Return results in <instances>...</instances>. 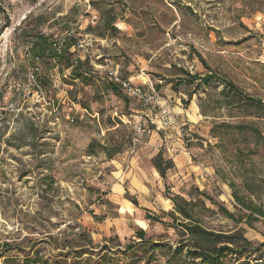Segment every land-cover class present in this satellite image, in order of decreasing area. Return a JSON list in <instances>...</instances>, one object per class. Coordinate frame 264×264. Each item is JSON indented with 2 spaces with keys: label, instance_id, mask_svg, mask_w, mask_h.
I'll list each match as a JSON object with an SVG mask.
<instances>
[{
  "label": "rangeland",
  "instance_id": "374dc122",
  "mask_svg": "<svg viewBox=\"0 0 264 264\" xmlns=\"http://www.w3.org/2000/svg\"><path fill=\"white\" fill-rule=\"evenodd\" d=\"M34 33L92 75L49 62L37 84ZM111 72L152 98L126 105ZM0 92V264H264V216L220 208L264 210V0H0ZM183 223L224 235L204 251Z\"/></svg>",
  "mask_w": 264,
  "mask_h": 264
},
{
  "label": "trees",
  "instance_id": "16d2710c",
  "mask_svg": "<svg viewBox=\"0 0 264 264\" xmlns=\"http://www.w3.org/2000/svg\"><path fill=\"white\" fill-rule=\"evenodd\" d=\"M113 29L118 30L117 27H113ZM32 42L29 45V55H30V61L29 64L31 65L33 69V75L35 77V81L38 84V80L42 82L43 80H46V78L39 73V64H48L51 62V65L53 64H58L61 66H66L71 68L72 76L75 79H80L82 81H85L88 79L87 76H91L92 72L94 71L93 67H90L88 65V61L86 59H83L81 57H77L76 59L72 58V55L69 53L70 48L72 47L74 40L73 38H70L68 43L63 42L61 52L58 51L57 47L60 44V42L51 40L49 37L45 36L44 34L41 33H34L32 35ZM191 77H195V75H191ZM107 86L112 90V92L123 98L125 101V104L128 105L130 103V99H128L127 94H129L126 89L123 87L121 82L113 79L110 77L107 80ZM228 85L233 89V91L240 93L241 90L240 88L232 81L228 83ZM0 98H2V93L0 92ZM252 104H257L262 102L260 99L254 98V97H248L246 99ZM121 122V121H120ZM33 127H31L29 130H31ZM3 134H0V137H2ZM133 141V130L131 129L128 133L127 139L123 141H119L116 143L115 148L113 150H109L108 147H105V151L108 154L110 158H113L116 154L122 153L125 148L130 146ZM94 148V144L92 143L90 145V150L92 151ZM93 153L95 151H92ZM167 162V163H166ZM173 163L170 160L165 159L164 153L162 150H159L155 166L157 167L158 171L163 177H166L167 175V166L166 164ZM172 165V164H171ZM235 185V184H233ZM205 194V193H203ZM170 199L175 203L177 211L182 213L186 218L194 220L195 216L188 210V207H185V205H189V202L185 200L181 195H175L172 194L169 196ZM212 201V198L207 197ZM234 198L236 201V205L239 208V210L243 211L246 210L247 213L245 215H239L237 219H235L236 215L229 211L225 206H220V208L225 212V214L236 220L237 222H243L246 220L247 223L251 224L253 223V220H257L259 218L258 216H264V210L259 206L256 205L255 203L249 202L245 199L244 196L240 195L238 192L234 193ZM134 203V202H133ZM135 204L137 202L135 201ZM173 218L176 219L177 216L174 212L171 213ZM185 224V228L195 235L199 239L197 240L196 247L204 250V251H211V247H206L205 242L210 241L215 242L216 240L213 238H220L223 237V235L214 233V232H207L204 230L200 225L195 224L193 226L188 225L187 223ZM137 235L141 239H145L146 237V231L144 228L140 227L137 229ZM229 240L227 241L228 243L233 240L235 235H227L226 236ZM225 250H232L230 246L224 245L222 246L218 251L222 252Z\"/></svg>",
  "mask_w": 264,
  "mask_h": 264
},
{
  "label": "built area",
  "instance_id": "2783aa9c",
  "mask_svg": "<svg viewBox=\"0 0 264 264\" xmlns=\"http://www.w3.org/2000/svg\"><path fill=\"white\" fill-rule=\"evenodd\" d=\"M57 49H58L59 52H61L62 45L59 44L58 47H57ZM111 77L113 79L121 82V84L123 85V87L126 89V91L130 95L136 96V97H141L142 99H144L146 101H148V100H150L152 98L151 96H149L147 98V95H144L143 92L141 91V89L133 87L130 81H127L125 79L120 78L117 72H111Z\"/></svg>",
  "mask_w": 264,
  "mask_h": 264
},
{
  "label": "crops",
  "instance_id": "0c3cea01",
  "mask_svg": "<svg viewBox=\"0 0 264 264\" xmlns=\"http://www.w3.org/2000/svg\"><path fill=\"white\" fill-rule=\"evenodd\" d=\"M194 169H195V167H193ZM189 170H191V169H189ZM115 185H120L122 188H123V192L120 194V196H122L123 197V194L124 193H126V190L124 189V187L122 186V184L121 183H116ZM121 201V200H120ZM145 208H148V209H151V210H157L158 208H163L164 210H169L167 207H145ZM171 208V207H170Z\"/></svg>",
  "mask_w": 264,
  "mask_h": 264
},
{
  "label": "bare ground",
  "instance_id": "6f19581e",
  "mask_svg": "<svg viewBox=\"0 0 264 264\" xmlns=\"http://www.w3.org/2000/svg\"><path fill=\"white\" fill-rule=\"evenodd\" d=\"M139 222V224L141 225V227H143V228H147V224H146V222L144 221V220H139L138 221Z\"/></svg>",
  "mask_w": 264,
  "mask_h": 264
}]
</instances>
